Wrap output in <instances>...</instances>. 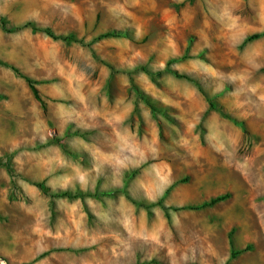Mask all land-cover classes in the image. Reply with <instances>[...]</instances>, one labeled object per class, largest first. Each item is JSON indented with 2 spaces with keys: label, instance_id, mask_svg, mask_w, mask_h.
<instances>
[{
  "label": "rangeland",
  "instance_id": "1",
  "mask_svg": "<svg viewBox=\"0 0 264 264\" xmlns=\"http://www.w3.org/2000/svg\"><path fill=\"white\" fill-rule=\"evenodd\" d=\"M0 264H264V0H0Z\"/></svg>",
  "mask_w": 264,
  "mask_h": 264
},
{
  "label": "trees",
  "instance_id": "2",
  "mask_svg": "<svg viewBox=\"0 0 264 264\" xmlns=\"http://www.w3.org/2000/svg\"><path fill=\"white\" fill-rule=\"evenodd\" d=\"M3 21V18L1 19ZM32 29L33 30H42L43 32H45L46 34H48L49 36L55 38V39H63V40H66V41H69V40H72V39H75V36L74 35H57L55 34L50 28H39L35 25H32ZM110 35H115L113 32H108L106 34H104L103 36H110ZM257 35V34H256ZM255 35V36H256ZM28 81L29 83H32V81L28 78ZM32 88L34 89V92H35V95L36 97L39 98L38 96V91L37 89L35 88V86H33V84H31ZM39 187L43 190V191H47V186L44 184V183H39L38 184ZM60 195H69V196H76V195H73L71 194L69 191L68 192H61ZM230 194L229 193H225V194H221V195H218V196H215V197H212L210 200L208 201H205L201 206H207V205H213L219 201H222L224 199H226L227 197H229ZM231 244L233 245V242L231 241ZM239 253V251L235 250V249H232V252H231V257H235L237 254Z\"/></svg>",
  "mask_w": 264,
  "mask_h": 264
}]
</instances>
